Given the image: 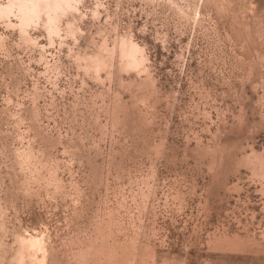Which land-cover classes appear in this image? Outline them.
Returning a JSON list of instances; mask_svg holds the SVG:
<instances>
[{
	"label": "rangeland",
	"instance_id": "1",
	"mask_svg": "<svg viewBox=\"0 0 264 264\" xmlns=\"http://www.w3.org/2000/svg\"><path fill=\"white\" fill-rule=\"evenodd\" d=\"M64 10L0 16V264H264V0Z\"/></svg>",
	"mask_w": 264,
	"mask_h": 264
},
{
	"label": "bare ground",
	"instance_id": "2",
	"mask_svg": "<svg viewBox=\"0 0 264 264\" xmlns=\"http://www.w3.org/2000/svg\"><path fill=\"white\" fill-rule=\"evenodd\" d=\"M75 3H77V0H7L5 4L0 2V16H5L9 12L15 11L19 17L20 26L23 28L28 23L40 19L39 17L45 15L48 19L49 30L55 31L56 16L68 7L70 10V7H73ZM138 50L139 47L136 44L134 45L131 42L126 44L125 52L133 57L132 62L135 64L141 60L136 58L138 56L135 55Z\"/></svg>",
	"mask_w": 264,
	"mask_h": 264
}]
</instances>
